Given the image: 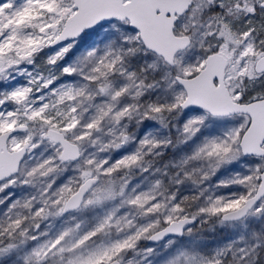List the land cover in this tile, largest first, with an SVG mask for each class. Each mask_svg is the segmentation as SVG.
Segmentation results:
<instances>
[{
	"label": "snow or ice",
	"instance_id": "obj_1",
	"mask_svg": "<svg viewBox=\"0 0 264 264\" xmlns=\"http://www.w3.org/2000/svg\"><path fill=\"white\" fill-rule=\"evenodd\" d=\"M0 264H264V0H0Z\"/></svg>",
	"mask_w": 264,
	"mask_h": 264
}]
</instances>
